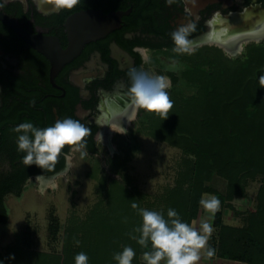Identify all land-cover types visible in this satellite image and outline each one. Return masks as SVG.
I'll list each match as a JSON object with an SVG mask.
<instances>
[{
	"label": "trees",
	"instance_id": "trees-1",
	"mask_svg": "<svg viewBox=\"0 0 264 264\" xmlns=\"http://www.w3.org/2000/svg\"><path fill=\"white\" fill-rule=\"evenodd\" d=\"M1 4L12 14L8 5ZM13 6L17 9V2ZM65 16L51 21V32L61 41ZM46 20L39 13L36 23L48 26ZM181 59L187 66L173 76L168 89L174 101L168 118L162 120L141 109L136 121L139 132L181 149L176 184L166 189L162 198L145 201L119 180L112 179L107 186L104 179V196L88 216L69 218L60 251L34 249L32 228L26 224L14 243L0 248L2 264H75L74 258L81 251L88 255V264H117L114 254L125 246L136 252L133 264H145L142 254L151 246L142 248L131 238L139 236L134 229L142 225V217L132 209V203L162 210L166 218L167 210L175 209L183 221L191 223L202 211L199 200L204 193L217 196L223 207L234 208L232 202L247 196L251 181L260 182L255 209L245 211L246 222L241 226L224 223L222 210L218 211L213 223L217 233L209 244L219 258L264 264V88L259 83L264 75V50H252L244 58H229L221 48L205 45L191 55H181ZM14 137L12 133L11 142L6 141L8 147L0 149V223L9 217L7 194L19 192L33 172L51 174L64 167L62 156L53 171L17 162L25 154L17 151ZM86 147L95 151L92 144L86 143ZM127 159L128 155H117L111 159L112 168L120 172L126 168ZM215 175L226 181L224 191L210 184ZM60 231L54 217L50 232L56 237Z\"/></svg>",
	"mask_w": 264,
	"mask_h": 264
},
{
	"label": "flooded vegetation",
	"instance_id": "flooded-vegetation-1",
	"mask_svg": "<svg viewBox=\"0 0 264 264\" xmlns=\"http://www.w3.org/2000/svg\"><path fill=\"white\" fill-rule=\"evenodd\" d=\"M0 1L12 14L0 2L3 11L33 33L58 36L51 32V21L66 15L63 43L58 36L63 47L69 44L65 21L71 14L86 9L122 13L117 29L87 42L54 79L49 59L22 39L24 44L0 20V149L8 147L12 133L16 143L18 135L12 129L21 123L44 128L54 125L57 119L73 118L91 130L85 139L95 151L86 146L83 151L99 155L103 144L110 153L119 155L111 133L128 131L141 112L125 95L130 86L128 71L137 68L165 75L172 85L173 76L179 72L166 71L159 62L152 61L173 52L171 33L180 25H195L190 35L194 51L209 45L228 53L226 46H231L228 48L244 58L252 50H264V0H176L171 6L165 0H80L73 9L60 11L52 4L44 11L37 0ZM16 2L17 9L13 6ZM39 13L48 26L36 23ZM33 99L35 105L30 106ZM69 151L66 146L64 152ZM64 167L51 174L36 171L28 178L54 176Z\"/></svg>",
	"mask_w": 264,
	"mask_h": 264
},
{
	"label": "rangeland",
	"instance_id": "rangeland-1",
	"mask_svg": "<svg viewBox=\"0 0 264 264\" xmlns=\"http://www.w3.org/2000/svg\"><path fill=\"white\" fill-rule=\"evenodd\" d=\"M224 53L229 58H239V55ZM173 58L179 61L182 69L187 66L181 55L171 51L153 58L152 64L159 62L160 66L166 69ZM111 136L119 155H128L126 168L120 172L114 170L111 159L117 154L110 153L102 144L99 155H92L83 150L71 153L72 167L67 174L61 171L54 176L40 177L38 180V176L29 178L19 192L9 193L5 198L9 217L7 222L0 223V248L14 243L17 234L28 224L32 228L31 244L34 249L60 251L64 228L69 218L74 215L85 219L88 216L91 208L104 196V179L107 186L113 183L112 179L119 180L124 188L128 185V188L138 192L139 197L145 198V201L162 198L166 189L176 184L183 156L181 149L139 132L136 122L125 133L113 132ZM210 184L224 191L226 181L215 175ZM259 185V181H251L247 186V196L236 198L232 202L234 208L225 205L223 207L221 204L224 223L240 226L245 224L244 213L246 210L255 209ZM54 217H57L61 226V231L56 237L50 232ZM201 219L207 220L213 226L215 216H210L202 208L196 219L197 227ZM213 228L212 236L217 233V229L214 226Z\"/></svg>",
	"mask_w": 264,
	"mask_h": 264
},
{
	"label": "clouds",
	"instance_id": "clouds-1",
	"mask_svg": "<svg viewBox=\"0 0 264 264\" xmlns=\"http://www.w3.org/2000/svg\"><path fill=\"white\" fill-rule=\"evenodd\" d=\"M48 2L56 11H60L73 9L80 0H48ZM175 2L176 0H165L168 6ZM194 30V24H187L180 25L171 33L174 53L193 54L190 35ZM181 69L182 66L175 58L166 67V71L177 73ZM128 77L130 86L125 95L131 105L137 110L143 109L166 120L174 107V101L168 91L172 86L170 77L137 68L129 69ZM259 83L264 88V75L259 77ZM35 102V99L30 101V106H34ZM12 131L18 135L17 151L25 153L21 163L27 167L36 165L41 169L53 171L63 155L65 167L62 172L65 174L71 171V153L82 151L86 146L85 138L91 133L86 125L73 118L57 119L54 125L44 128L25 122L15 126ZM118 132L125 133L126 129ZM66 146L69 147V152H64ZM39 178L40 176L36 179ZM199 204L213 217L221 207L219 198L207 193L201 196ZM131 207L142 217V225L134 229L139 236L132 235L131 238L142 248L148 249L149 244L151 246L150 250L142 254L145 264H199L202 257L211 259L215 256L216 250L209 244L214 228L207 220L201 219L197 227L196 220L191 223L183 221L179 213L172 208L167 210L166 218L162 210L142 208L135 202ZM75 243L79 245L80 241L76 240ZM135 256V250L131 246H125L122 251L114 254V259L117 264H133ZM74 260L75 264H88L89 257L81 251L76 254Z\"/></svg>",
	"mask_w": 264,
	"mask_h": 264
},
{
	"label": "water",
	"instance_id": "water-1",
	"mask_svg": "<svg viewBox=\"0 0 264 264\" xmlns=\"http://www.w3.org/2000/svg\"><path fill=\"white\" fill-rule=\"evenodd\" d=\"M37 2L44 11L53 6L49 5L51 3L48 0H37ZM121 14V12L105 14L95 9L80 10L71 14L65 21L69 44L63 47L58 36L30 32L0 7V20L27 44L49 59L52 79L66 63L80 53L87 42L104 37L117 29L120 25ZM111 15L114 16L108 18Z\"/></svg>",
	"mask_w": 264,
	"mask_h": 264
},
{
	"label": "crops",
	"instance_id": "crops-1",
	"mask_svg": "<svg viewBox=\"0 0 264 264\" xmlns=\"http://www.w3.org/2000/svg\"><path fill=\"white\" fill-rule=\"evenodd\" d=\"M199 264H244V263L226 260L219 258L218 256H214L211 259H206L202 257Z\"/></svg>",
	"mask_w": 264,
	"mask_h": 264
},
{
	"label": "bare ground",
	"instance_id": "bare-ground-1",
	"mask_svg": "<svg viewBox=\"0 0 264 264\" xmlns=\"http://www.w3.org/2000/svg\"><path fill=\"white\" fill-rule=\"evenodd\" d=\"M114 15H111V16H109L108 18H110V17H113ZM228 47H231V46H226V50H228L227 52L229 53H232V54H236L237 53V50H232L231 48H228ZM237 49H239V45H237V47H236ZM117 124V123H116ZM115 127L117 126V127H122V126H118V125H114ZM111 130V129H110Z\"/></svg>",
	"mask_w": 264,
	"mask_h": 264
}]
</instances>
